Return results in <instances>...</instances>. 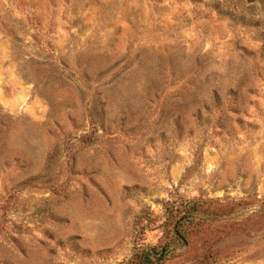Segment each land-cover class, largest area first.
Returning <instances> with one entry per match:
<instances>
[{"label":"rangeland","instance_id":"374dc122","mask_svg":"<svg viewBox=\"0 0 264 264\" xmlns=\"http://www.w3.org/2000/svg\"><path fill=\"white\" fill-rule=\"evenodd\" d=\"M189 213L163 264H264V0H0V264H127Z\"/></svg>","mask_w":264,"mask_h":264},{"label":"trees","instance_id":"16d2710c","mask_svg":"<svg viewBox=\"0 0 264 264\" xmlns=\"http://www.w3.org/2000/svg\"><path fill=\"white\" fill-rule=\"evenodd\" d=\"M185 216L175 220L170 231V233H172L171 241L162 242L158 246L137 248L132 260L127 264H163L164 262H166L170 255L173 253L172 243L174 241H186V236L183 233L182 225L184 220L187 219L188 222L192 220V216L191 213L188 214V217Z\"/></svg>","mask_w":264,"mask_h":264}]
</instances>
